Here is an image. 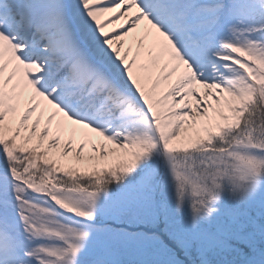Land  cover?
<instances>
[{
	"label": "snow or ice",
	"instance_id": "obj_1",
	"mask_svg": "<svg viewBox=\"0 0 264 264\" xmlns=\"http://www.w3.org/2000/svg\"><path fill=\"white\" fill-rule=\"evenodd\" d=\"M0 264H264V0H0Z\"/></svg>",
	"mask_w": 264,
	"mask_h": 264
}]
</instances>
